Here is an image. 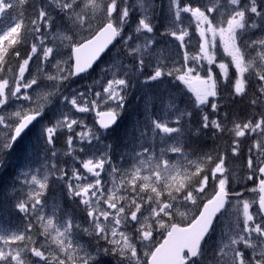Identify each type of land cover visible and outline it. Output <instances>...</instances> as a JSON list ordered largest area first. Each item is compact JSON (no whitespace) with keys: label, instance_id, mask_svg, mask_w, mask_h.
<instances>
[{"label":"snow or ice","instance_id":"6c2138e0","mask_svg":"<svg viewBox=\"0 0 264 264\" xmlns=\"http://www.w3.org/2000/svg\"><path fill=\"white\" fill-rule=\"evenodd\" d=\"M113 49L103 81L72 87ZM166 81L186 86L192 110L157 114L145 96L115 160L100 145L129 91ZM92 112L98 128L80 115ZM33 130L43 162L12 202L23 225H0V264H102L101 251L117 264H264V0H0V166ZM209 134L223 146L187 150ZM57 188L80 216L49 200ZM229 216L209 258L206 238Z\"/></svg>","mask_w":264,"mask_h":264},{"label":"rangeland","instance_id":"374dc122","mask_svg":"<svg viewBox=\"0 0 264 264\" xmlns=\"http://www.w3.org/2000/svg\"><path fill=\"white\" fill-rule=\"evenodd\" d=\"M116 49L112 51L110 56L108 57V60L106 64L110 67L111 66V60L116 56ZM158 51L162 56H167L174 54L176 51V46L175 43H170L167 40H161V44L158 45ZM217 59L218 60H223V62L227 63V57L225 54H223L222 48L219 50L217 54ZM107 65H104L103 63L100 64V68L97 69L95 72L91 74V76L86 77L85 79L78 80L76 79V82L72 84V87L75 89H79L81 91L86 90L90 85L93 84L94 81H103L105 78V70L108 69L109 67ZM215 71H219V69H215ZM231 74V70H230ZM171 81H166L163 84H158L155 85L154 87L151 88H140V87H135L132 88L129 91L128 97H127V102L125 104V110L122 113V119L120 122V129L124 128L123 133L121 136L117 134L118 130H114L110 134H106L105 137L102 139L101 147L103 145H112L113 147V156L114 158L119 161L121 156L125 153H127L130 148L133 146V141L135 139V136L133 134V129L135 126H140L144 123L145 118H146V113H145V99L144 97L147 96L149 97L148 102L153 105V111L157 114L161 113L162 111L165 110L166 105L169 103H172V100L176 97L175 91H171L169 87H166V84H170ZM176 86L179 88H184L185 94H188L192 100L195 99L194 95L190 92H188L186 86L182 84H177L175 82ZM222 91L224 93L227 92V89L222 88ZM251 93H249L250 95ZM134 96V103L133 105L135 106L134 110H137L139 108V111L141 113V117L133 116L130 115V107H132V104L130 107H128V103L130 102V98ZM171 98V99H170ZM211 99V98H210ZM180 105V104H179ZM181 108V105L178 106ZM240 108H246V102L241 103ZM95 112L88 113V114H80L85 118V122L88 124L89 127H92L95 125L96 127V117H95ZM130 115V117H129ZM129 123V125L127 124ZM36 131L33 130L30 132L27 136H25L20 142L23 145V150L20 152L21 153V162L19 163L18 169L14 171V175L17 178V184L14 185L13 187V198L11 196V200L13 201L17 195L20 194L22 190V185H23V175L22 173L24 172H34L37 168H39L43 162V153L36 147H34L36 143ZM2 135V133H0ZM114 139H121L119 142L122 143V145H116L113 142ZM123 139V142H122ZM26 147V148H25ZM57 148L60 150L57 156V159L62 161L65 159L63 156V151H64V146L63 142H59L57 144ZM25 150V151H24ZM188 150V149H187ZM191 152V151H189ZM15 152L10 153L7 157L6 155L4 156V162L7 160V158H10L14 156ZM16 155V154H15ZM196 157L193 156L192 159H195ZM3 162V163H4ZM4 165L0 166V172L3 170ZM26 190V189H24ZM211 193V188H209V194ZM53 196H55L62 205L65 207V211L71 212L75 216H80V213L77 209H75L70 202L65 203L64 197L62 190L60 188H57L54 193L49 194V200L51 201ZM185 209L183 207H180L178 209L177 215H176V222L178 223H187V219L185 217H182L179 215L180 212H184ZM190 216V213H189ZM234 220V217L229 216L228 218H221L219 221V227H220V234H218L213 241V243L207 248L209 258L211 257L212 251L217 247V245L221 241V236L224 232L228 230V227L230 223ZM24 223L23 217L18 215L15 219L11 218L10 216L7 215L5 211L0 213V225L6 226L10 229H15L17 227L22 226ZM159 239V237H158ZM89 240L88 237H84L82 242H87ZM102 247H106L107 245H104L103 242H101ZM91 247L95 248L96 244L94 241L91 242ZM100 257L105 258L107 261L105 264H117V259L113 257L112 255H105L102 251L100 253Z\"/></svg>","mask_w":264,"mask_h":264},{"label":"trees","instance_id":"16d2710c","mask_svg":"<svg viewBox=\"0 0 264 264\" xmlns=\"http://www.w3.org/2000/svg\"><path fill=\"white\" fill-rule=\"evenodd\" d=\"M166 87L171 90L175 91L176 97L172 100V103H175L177 106L181 105V109L187 108L188 110H192V98L185 94L184 88H179L176 86L175 82H172L168 85L166 84ZM226 95V93H225ZM134 96H132L129 100L128 107H130V114L133 113V116L141 117V113L139 111V108L137 110L135 109L134 103ZM224 101L222 100L221 103ZM135 104V103H134ZM180 104V105H179ZM241 103L233 104L231 110L236 113L243 114L246 112V108H240ZM133 110V111H132ZM130 117V115H129ZM129 125V123H127ZM120 128V127H119ZM124 128L118 130L117 134L121 136L123 133ZM121 139H114L112 143L118 147V145H122L121 142H119ZM123 142V139H122ZM188 143L190 144V147L188 148L191 152L193 150H196L197 152L202 151H212L213 149L217 147H222L224 142L222 140H216L214 139L210 134L200 137L199 139H196L195 137L191 138ZM19 145V144H18ZM16 146V151L14 156L7 158V160L3 163L4 168L0 172V213L5 211L8 214L12 213V210L10 207L5 206V201L10 198V195H13V184L15 180L14 171L18 169L19 163L21 162V151L23 150L22 143L19 146ZM26 148V147H25ZM25 151V150H24ZM238 169V165L236 166ZM238 174V173H237ZM7 196V197H6Z\"/></svg>","mask_w":264,"mask_h":264},{"label":"bare ground","instance_id":"6f19581e","mask_svg":"<svg viewBox=\"0 0 264 264\" xmlns=\"http://www.w3.org/2000/svg\"><path fill=\"white\" fill-rule=\"evenodd\" d=\"M133 110H134V109H133ZM133 110H132V111H133ZM134 112H135V111H134ZM134 112H133V113H134ZM133 113L131 112V114H130V115H133Z\"/></svg>","mask_w":264,"mask_h":264},{"label":"water","instance_id":"95a60500","mask_svg":"<svg viewBox=\"0 0 264 264\" xmlns=\"http://www.w3.org/2000/svg\"><path fill=\"white\" fill-rule=\"evenodd\" d=\"M98 63V62H97ZM95 66V65H94ZM97 125H98V123H97ZM98 127H99V125H98Z\"/></svg>","mask_w":264,"mask_h":264}]
</instances>
